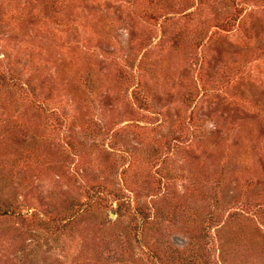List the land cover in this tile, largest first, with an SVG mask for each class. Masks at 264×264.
Here are the masks:
<instances>
[{
	"label": "rangeland",
	"instance_id": "obj_1",
	"mask_svg": "<svg viewBox=\"0 0 264 264\" xmlns=\"http://www.w3.org/2000/svg\"><path fill=\"white\" fill-rule=\"evenodd\" d=\"M0 201V264H264V0H0Z\"/></svg>",
	"mask_w": 264,
	"mask_h": 264
},
{
	"label": "trees",
	"instance_id": "obj_2",
	"mask_svg": "<svg viewBox=\"0 0 264 264\" xmlns=\"http://www.w3.org/2000/svg\"><path fill=\"white\" fill-rule=\"evenodd\" d=\"M4 206H0V208H3L4 207V209H0V210H2V212L1 213H3V214H11V215H13V214H15L16 213V211H15V207H14V205L12 204V203H10L9 201H0Z\"/></svg>",
	"mask_w": 264,
	"mask_h": 264
}]
</instances>
